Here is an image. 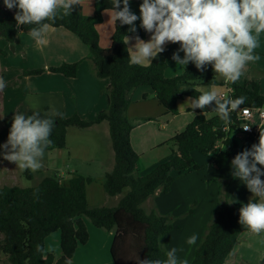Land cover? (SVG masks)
I'll return each mask as SVG.
<instances>
[{"label": "trees", "instance_id": "1", "mask_svg": "<svg viewBox=\"0 0 264 264\" xmlns=\"http://www.w3.org/2000/svg\"><path fill=\"white\" fill-rule=\"evenodd\" d=\"M141 3L142 0H130L131 10L137 16L140 14ZM94 8V15L87 17L81 5H76L71 15L57 19L50 27L64 28L88 46L89 58L97 77L110 80L108 109L99 112L91 121L78 114L66 117L61 112L63 118H56L51 135L53 146L46 152L66 148L67 131L71 127L86 129L107 122L114 152V167L105 176L104 190L111 197L120 194L124 196L116 207L90 208L87 185L91 184L92 179L78 173L72 175L68 185L52 176L31 188L0 187V255L6 256L10 264H68L78 248L89 242L88 219L95 228L114 232L110 247L113 264H137L138 258L142 260L146 257L164 259L166 250L162 245L163 237L173 231L174 226L170 222L175 217L162 215L155 210L147 213L143 205L158 191L170 193L176 177L201 171L202 166L192 156L193 152H198L207 156L209 165L220 171L221 175L214 179L219 190L213 219L190 264H226L239 235L248 231L238 223L240 207L230 204L228 191L234 179L232 159L256 142L255 135H248L241 140L235 137V133L243 132L241 126L244 122L238 119L241 109L264 108V94L259 84L218 81L211 65L201 72L193 63L186 65L180 76L166 78L168 61L180 47L178 43L166 46L165 51L159 53L147 66L131 64L129 49L123 40L125 35L145 38L147 32L140 27V21L135 22V34L128 31L129 25L115 21L111 47L103 49L99 44L97 26L103 22V13L111 11L112 4L110 0H94ZM14 15L15 11L6 9L0 0V39L10 45L15 42L19 31L27 34L30 27L26 25L18 28ZM78 69L79 63H64L51 67L49 71L75 78ZM42 73L43 70L38 69L26 71L23 75ZM181 84L191 88L182 92L179 88ZM203 85L227 86L231 90L230 97L243 95L247 98L246 102L238 111L230 113V123L221 121L216 112L211 116L196 115L182 132L166 141L171 154L147 174L137 176L140 156L130 141L133 125L127 116L129 92L139 87H150L155 92L163 114L176 116L179 113L178 100L198 97L201 92L197 87ZM40 113L43 116L47 111ZM11 124L6 123L0 131V145L7 141ZM27 177L32 179L30 171ZM126 189L128 192L124 194ZM188 214H192V210ZM56 232L60 233L61 256L58 259L52 253H45L46 238ZM38 244L42 252L37 251Z\"/></svg>", "mask_w": 264, "mask_h": 264}, {"label": "clouds", "instance_id": "2", "mask_svg": "<svg viewBox=\"0 0 264 264\" xmlns=\"http://www.w3.org/2000/svg\"><path fill=\"white\" fill-rule=\"evenodd\" d=\"M112 19L121 25H129L130 33H137L135 22L150 33L148 41L139 35H125L127 45L131 39L129 62L134 65L151 61L165 51L169 43L179 44L172 54L176 65L185 67L193 63L204 72L209 65L226 83H236L244 74L249 63L259 59L255 50L259 38L264 34V0H142L139 16L132 12L130 0H110ZM4 6L16 9L14 19L17 27L30 26L27 34L37 44L42 43L45 33L57 19L71 15L81 0H3ZM122 4V7H121ZM180 52H183L181 58ZM0 78V91L6 87ZM246 97H221L215 85L196 98H190L186 106L192 109L212 107L221 121L230 123V113L238 111L246 102ZM245 112L248 109H244ZM56 118L63 113L54 110L41 115L16 112L12 118L7 141L0 145V155L13 162L22 171L36 172L44 167L46 151L53 146L51 139ZM244 131L250 125L241 126ZM211 155V154H210ZM232 176L246 185L253 194L246 204L239 208L238 223L251 233L264 234V131H260L259 141L250 149L238 153L231 161ZM39 190H37L38 192ZM256 198V199H254ZM198 235L186 238V244L195 245ZM42 252L41 245H37ZM183 249L171 247L164 252V259L146 257L137 264H189L186 258L178 256ZM68 264H71L69 261Z\"/></svg>", "mask_w": 264, "mask_h": 264}, {"label": "crops", "instance_id": "3", "mask_svg": "<svg viewBox=\"0 0 264 264\" xmlns=\"http://www.w3.org/2000/svg\"><path fill=\"white\" fill-rule=\"evenodd\" d=\"M1 2L4 5L3 0H1ZM80 5L85 16L91 17L94 15V0H81ZM12 10L16 12V9ZM112 16V11H105L103 13V22L97 26L99 44L103 49L110 48L112 44V36L115 30V21L112 19ZM150 35V33H147L145 38L141 39L148 41ZM134 44V39H131L127 44L129 52L131 51L130 47ZM170 44L172 43L166 46ZM178 49H176L175 52ZM0 51V78H3L7 85L3 91H0V123L3 124V128L6 123H12V118L16 112L32 113L33 111H38L34 110V106L36 105L35 101L39 98L45 99V102L39 109H44L48 114L54 110H58L63 112L65 116L78 114L81 118L89 121L95 119L99 112L108 109L110 80L108 78L97 77L94 65L89 58L90 50L88 46L83 44L77 36L66 29L49 27L45 33L43 42L39 44L32 40L28 34L19 31L12 45L0 39ZM183 55V52H180L181 58ZM255 55L259 56V59L246 66L243 76L237 83L244 84L246 82H256L260 86L261 93L264 94V34H261L259 38V45L255 50ZM152 60L153 59H151V61ZM151 61H143L138 65L147 66ZM64 63H79L78 73L75 78H68L49 71L51 67H58ZM38 69L43 70V73L40 75H23L26 71ZM183 70L184 67L182 65H176V62L171 59L168 61L165 77H178L183 73ZM215 77L218 81H224L216 74ZM179 88L184 92L191 88V86L181 84ZM197 89L202 93L210 90V86H198ZM216 90L220 95L226 94V97H230V89L227 86H216ZM128 97L130 106L127 116L133 125L130 141L133 149L140 156L136 173L137 176L147 174L156 164L166 159L171 154L170 146L166 144V141L170 140L175 134L182 132L187 125L192 122L196 115L202 114L211 116L215 112L212 110L214 105L202 110L187 107L185 104L189 101L190 97H183L177 102L178 115H164V111L156 99L155 92L150 87L146 86L131 90ZM251 126L255 130L256 142L254 144H256L259 141L260 131H264V121L260 122L259 119L255 117ZM92 128L93 130L105 133L108 138L110 137L109 125L107 122L96 124L88 129ZM241 140H243V138H241ZM192 156L195 162L202 166L201 171L176 177L170 193L164 194L158 191L154 198L156 196H169L173 194L175 183L184 177L206 173L203 178L198 177V179L199 182H205L207 185L211 183L216 186V191L213 188V197H210L209 200L206 201V208L209 209L210 212H213L218 200L219 190L218 184L214 182V179L219 178L221 172L214 170L209 165V158L207 156L198 152H193ZM143 161H149V168L146 170L148 172L145 174H141L139 169ZM81 163L89 168L92 164L102 163V161L101 159L88 158L86 160L82 159ZM113 167L114 164L104 167L102 169V177H105L107 173L111 172ZM3 168V172L5 173L9 165L5 164ZM84 174L90 175L89 172ZM86 177L91 178V176ZM91 179L92 184L94 179ZM261 179L264 180V176H262ZM234 180L235 179H233L232 183ZM232 183L228 191V200L233 207L239 208L242 204H246L253 194L247 189L246 185L244 189L246 191L245 193L243 191L241 193L234 192L235 189ZM122 196L124 195L110 196V198L114 200V206L109 208L116 207ZM151 199L152 197L145 203L148 204L151 202L154 206H157V202L154 200L151 201ZM206 219H208V217ZM97 230V236L100 237L101 242H94V247H96L97 251L99 249L105 250L108 258L114 232H108L103 229ZM89 234L90 238L88 244L78 248L75 256L71 260V264H77L78 262H80V264H96L97 252L94 253L95 255L93 257L89 255V252L94 248L92 247L93 243L91 241L92 236L90 230ZM169 234L164 236L163 239L165 240L168 238ZM250 234V231L242 232L238 237L236 245H238L240 241L250 239L244 237ZM56 241L60 244V233L59 237L55 236L53 239L49 237L46 238L45 253H52L55 258L58 259L61 256V251L55 250L54 246H49L51 243L56 245ZM166 244V250L172 247L169 241H166ZM231 256H233V252L228 260Z\"/></svg>", "mask_w": 264, "mask_h": 264}, {"label": "rangeland", "instance_id": "4", "mask_svg": "<svg viewBox=\"0 0 264 264\" xmlns=\"http://www.w3.org/2000/svg\"><path fill=\"white\" fill-rule=\"evenodd\" d=\"M44 102V98H39L35 101L36 105L34 106V110L44 112V109H39ZM70 116L72 115L66 117ZM2 129L3 124L0 123V131ZM88 158L101 159L102 163L92 164L89 169L81 163L82 159L86 160ZM5 164L9 165V168L4 173L3 167ZM43 164L44 167L41 170L36 172L30 171V173H32V179H29L27 177L28 171H22L15 163L4 160L3 156L0 155V187L19 186L21 188H31L38 185L44 178L52 176H56L64 185H68L72 175L78 173L83 176H91V178L94 179L92 184L87 185L88 204L90 208H109L114 206V200L110 198L104 190L105 177H102V169L114 164V152L111 146V139L110 137L108 138L105 133L93 130V128L80 129L71 127L67 131L66 148L46 152ZM147 168H149V161H143L139 167L141 174L147 173ZM82 172H89L90 175H86ZM205 175L206 173H202L184 177L175 183L173 194L169 196L162 195L160 197H152L151 201H156L158 204L157 206H154L151 202L143 205L147 213L155 210L162 215L175 217L172 219V222H170V224L174 226V229L169 234L168 238L165 240L163 239L162 245L166 250V241H169L172 247L183 249L178 252V256L182 259L186 258L188 262L192 261L195 250L199 242L206 235L207 227L213 219V212H210L209 209L206 208V201L209 200L210 197H213V188L216 191V186L211 183L207 185L205 182H199L198 177L203 178ZM234 179L235 183H232L235 189L234 192L241 193L243 191L245 193V184L239 179ZM126 191L128 192V189H126ZM126 191H124V194ZM191 210L192 214H188ZM207 217L208 219H206ZM86 221L92 236V247H94V242H101V239L97 236V228H95L88 219H86ZM193 233L198 235V240L195 245L189 246L185 241L186 238ZM55 236L59 237V233H53L48 237L53 239ZM244 237L250 239L240 241V243L236 245L233 256L230 257L226 264H264V234L256 235L251 233ZM49 246H54L57 251L60 250V244L57 243V241L56 245L51 243ZM98 251L96 247H94L92 251L89 252V255L92 257L95 255L94 253L97 252L96 264H113L110 253L107 258L105 250L99 249ZM0 264H10V262L6 256L0 255ZM77 264H80V262Z\"/></svg>", "mask_w": 264, "mask_h": 264}, {"label": "built area", "instance_id": "5", "mask_svg": "<svg viewBox=\"0 0 264 264\" xmlns=\"http://www.w3.org/2000/svg\"><path fill=\"white\" fill-rule=\"evenodd\" d=\"M11 11H13V10H11ZM230 91L231 90H229V92ZM221 97H226V94H222ZM244 109H248V111L245 112ZM255 117H257L260 122H263L264 121V110L263 109H257V110L255 109V110H253V109H250V108L241 109L238 119L243 121L244 124L250 125V130L249 131H244L243 128L241 127L243 132H236L235 133V137H237L238 139H241V138H244V137H246L248 135H255V130L251 126V123H252V121L254 120Z\"/></svg>", "mask_w": 264, "mask_h": 264}]
</instances>
